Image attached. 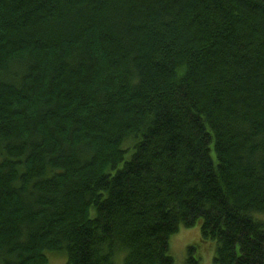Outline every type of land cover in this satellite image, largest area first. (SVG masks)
I'll use <instances>...</instances> for the list:
<instances>
[{
	"label": "trees",
	"instance_id": "1",
	"mask_svg": "<svg viewBox=\"0 0 264 264\" xmlns=\"http://www.w3.org/2000/svg\"><path fill=\"white\" fill-rule=\"evenodd\" d=\"M263 216L264 0H0V264H264Z\"/></svg>",
	"mask_w": 264,
	"mask_h": 264
},
{
	"label": "rangeland",
	"instance_id": "2",
	"mask_svg": "<svg viewBox=\"0 0 264 264\" xmlns=\"http://www.w3.org/2000/svg\"><path fill=\"white\" fill-rule=\"evenodd\" d=\"M199 241V224L190 228L181 227L178 233L171 236L169 239V253L174 260V264H185L187 247L195 245L199 243ZM214 248L211 242L200 244L197 252L201 258V264H213ZM46 254L48 259L46 264H66V258L63 253L47 252Z\"/></svg>",
	"mask_w": 264,
	"mask_h": 264
}]
</instances>
